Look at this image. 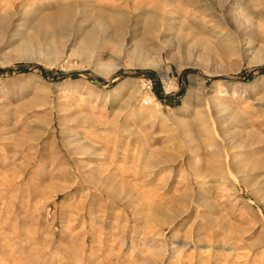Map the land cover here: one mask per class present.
<instances>
[{"label":"rangeland","instance_id":"374dc122","mask_svg":"<svg viewBox=\"0 0 264 264\" xmlns=\"http://www.w3.org/2000/svg\"><path fill=\"white\" fill-rule=\"evenodd\" d=\"M132 1L0 0V264H264V0Z\"/></svg>","mask_w":264,"mask_h":264},{"label":"bare ground","instance_id":"6f19581e","mask_svg":"<svg viewBox=\"0 0 264 264\" xmlns=\"http://www.w3.org/2000/svg\"><path fill=\"white\" fill-rule=\"evenodd\" d=\"M147 1V0H146ZM172 1V3L174 4V5H178V4H182L183 2H186L188 5H194L195 3H197V1L198 0H171ZM203 2L204 0H200V2ZM132 2H134V6L136 7L137 5H140V2H141V0H134V1H132ZM148 2H151V0H148ZM165 4V3H164ZM149 6H150V4H148ZM241 7H240V9L242 10V11H244L245 9H246V7H245V5L244 4H242L241 3V5H240ZM69 7H71V6H69ZM192 8H193V6H192ZM66 9V8H65ZM136 9H137V7H136ZM206 9V10H205ZM140 10V9H139ZM204 10L205 11H208V13L210 12V8L208 9V7L206 8H204ZM63 11H65V10H63ZM63 11H61V12H63ZM148 11V10H147ZM66 12V11H65ZM144 12V11H143ZM146 12V11H145ZM210 13H212V12H210ZM68 14V13H67ZM66 14V15H67ZM71 14V13H70ZM64 15V14H63ZM47 16H48V14H47ZM152 17V16H151ZM66 19H67V16H62L61 14H59V12L58 13H55V14H52L51 16H48V17H46V21H45V26H46V28H48V26H50V27H55L57 24H60V23H64L65 21H66ZM68 22V21H67ZM44 26V27H45ZM43 27V28H44ZM39 28V27H38ZM183 246L184 247H186L187 245L185 244H183Z\"/></svg>","mask_w":264,"mask_h":264},{"label":"trees","instance_id":"16d2710c","mask_svg":"<svg viewBox=\"0 0 264 264\" xmlns=\"http://www.w3.org/2000/svg\"><path fill=\"white\" fill-rule=\"evenodd\" d=\"M240 77H241V75L238 76V78H240Z\"/></svg>","mask_w":264,"mask_h":264}]
</instances>
